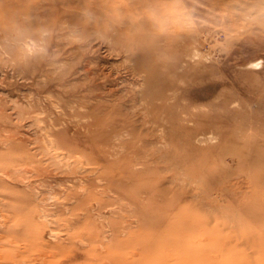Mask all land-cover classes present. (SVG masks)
Listing matches in <instances>:
<instances>
[{
	"label": "rangeland",
	"instance_id": "374dc122",
	"mask_svg": "<svg viewBox=\"0 0 264 264\" xmlns=\"http://www.w3.org/2000/svg\"><path fill=\"white\" fill-rule=\"evenodd\" d=\"M263 157L264 0H0V264H264Z\"/></svg>",
	"mask_w": 264,
	"mask_h": 264
},
{
	"label": "bare ground",
	"instance_id": "6f19581e",
	"mask_svg": "<svg viewBox=\"0 0 264 264\" xmlns=\"http://www.w3.org/2000/svg\"><path fill=\"white\" fill-rule=\"evenodd\" d=\"M46 12V11H45ZM45 14V13H44ZM32 44V43H31ZM33 46V45H32ZM197 55V54H196ZM194 56V58H196L195 57V55L194 54H192V57ZM191 57V58H192ZM200 58V57H199ZM188 59H190V58H188ZM201 60V59H200ZM203 60V59H202ZM54 74V73H53ZM52 74V75H53ZM49 77V76H48ZM147 88L145 89V91L146 90H148V89H150L151 87L150 86H146ZM145 88V87H144ZM139 89V88H138ZM110 90V89H109ZM142 90H144L143 88H142ZM138 91V90H137ZM150 91H151V94H153V91H154V89H150ZM114 92V91H113ZM90 93V92H89ZM142 93H145V92H142ZM93 94V93H92ZM137 94V93H136ZM136 94L134 93V98L135 97H137L136 96ZM149 94V93H148ZM89 95V94H88ZM109 95V94H108ZM111 95V94H110ZM108 99V98H107ZM135 99H137V98H135ZM134 100V99H133ZM136 103V102H135ZM133 109V108H132ZM137 109V108H136ZM135 112H136V110H135ZM134 112V113H135ZM144 112V111H143ZM37 117V116H36ZM143 117V116H142ZM151 123V122H150ZM150 123H148L149 125H150ZM152 125V124H151ZM49 128V127H48ZM46 130V129H45ZM47 130H49V129H47ZM148 130V129H147ZM43 131V129H41V132L40 133H43L42 132ZM45 133H47L46 131H45ZM47 136V135H46ZM200 138V137H199ZM197 139V138H196ZM208 139V138H207ZM52 143V142H51ZM42 146H45V144H42ZM51 146V145H50ZM50 146H49V148H50ZM52 147V146H51ZM53 148V147H52ZM49 149V150H53L52 152H54V151H56V149ZM44 151H46V150H44ZM47 152V151H46ZM46 152H45V154H46ZM50 153V152H49ZM56 154H57V152H56ZM58 154H59V152H58ZM60 156H62V155H60ZM57 157V156H56ZM58 157H59V155H58ZM57 157V158H58ZM54 158H55V156H54ZM61 158V157H60ZM62 158H63V156H62ZM77 158H78V156H77ZM75 158L76 160H78V161H80L81 159L80 158ZM54 160V159H53ZM60 160V159H59ZM58 160V161H59ZM261 160L264 162V157L263 158H261ZM57 161V160H56ZM77 161V162H78ZM66 162V161H65ZM64 162V163H65ZM75 161H73V163H74ZM76 162V163H77ZM58 163V162H57ZM66 164H67V162H66ZM81 167V166H80ZM17 170V169H16ZM99 170V169H98ZM19 171V170H18ZM14 172V171H13ZM15 173V172H14ZM19 179V178H18ZM20 180V179H19ZM24 182H26V181H24ZM178 197H179V194H174L173 196H172V203H175V201L178 199ZM187 205H188V203H187ZM189 206V205H188ZM190 207H191V205H190ZM41 210V209H40ZM4 215V214H3ZM2 215V216H3ZM82 215V214H81ZM179 215V214H178ZM12 217V216H11ZM44 217H46V215H44ZM44 217H43V219H44ZM179 217L180 216H178V219H179ZM2 218V217H1ZM4 218V217H3ZM2 218V219H3ZM7 218V217H6ZM47 218H48V216H47ZM46 218V219H47ZM181 218V217H180ZM45 219V220H46ZM48 220V219H47ZM99 220V219H98ZM97 220V221H98ZM2 221H4V220H2ZM189 224H191V223H189ZM54 225H55V223H54ZM98 225V224H97ZM100 225V224H99ZM192 225H194V223L192 224ZM52 227V226H51ZM2 228V227H1ZM108 229V228H107ZM103 230V229H102ZM181 231H183V232H187V228H184V229H180L179 230V232H181ZM183 232H181V233H183ZM60 233V232H59ZM37 234L39 235V234H41V233H38L37 232ZM86 234L88 235V238H90L92 241H97V239H98V236L100 235L99 234V231H97V230H95V228H90V229H87V231H86ZM56 235V234H55ZM61 235V234H60ZM63 235V234H62ZM73 235L75 236V234L73 233ZM188 236H190L189 234H187ZM41 235H39V237H40ZM44 237H46L45 238V241L46 242H44V240L43 241H41V242H43V244L46 246V247H48L50 250L51 249H61V250H63L62 248H61V243H55L54 241H52V239H55L56 237H58V236H54V232H52V230H50L48 233H46V236L44 235ZM2 238V237H1ZM87 238V237H86ZM106 239V237L105 236H103V239ZM104 239V240H105ZM188 239V238H187ZM191 240H192V238H190ZM189 239V240H190ZM8 240V239H7ZM10 240V239H9ZM56 240V239H55ZM195 240V239H194ZM198 240V239H197ZM197 240H195V241H193L192 243H189L188 241H186L185 240V242H184V240H183V242L181 241V242H179V243H177L176 244V248H179V250H180V252L181 253H183V254H187V258H190V257H188V255H197V254H202V252H203V248H200L199 246H198V244L200 245V241H197ZM80 241L81 240H78V241H76V246L81 250L82 249V247H83V245L82 244H84V243H80ZM166 241V240H165ZM79 242V243H78ZM86 242V241H85ZM100 242V247L98 248V250H103L104 248H106L105 249V252L112 258V262H113V264H132V263H130V262H128V261H126V260H124V258H123V254H122V252H121V249H120V247H119V245L117 244V245H113L112 243H104L102 240H100L99 241ZM10 243V242H9ZM24 244H26V243H24ZM23 244V245H24ZM22 245V244H21ZM44 247V246H43ZM23 250V249H22ZM27 250V249H26ZM67 251V250H66ZM90 251V250H89ZM88 251V252H89ZM24 252V251H23ZM51 252H53V250L51 251ZM91 252V251H90ZM49 253V252H48ZM92 253V252H91ZM137 253V252H136ZM204 253V252H203ZM18 254V253H17ZM205 254V253H204ZM37 255V254H36ZM42 255V254H41ZM66 255V254H65ZM75 255H76V253H73L71 256L72 257H75ZM6 256V255H5ZM15 256V255H14ZM16 256H18V255H16ZM39 256V255H38ZM44 256H48V255H44ZM44 256H41V258L42 257H44ZM53 256V255H52ZM54 256H55V253H54ZM185 256V255H184ZM71 257V258H72ZM139 257V256H138ZM182 257V256H181ZM180 257V258H181ZM142 259H143V257H141ZM146 258V257H145ZM180 258H178V259H180ZM185 259H186V257H184ZM44 259V258H43ZM142 259H139V260H142ZM182 259V258H181ZM185 259H183V260H185ZM192 259V258H191ZM40 260V259H39ZM42 260V259H41ZM40 260V261H41ZM45 260V259H44ZM137 260V259H136ZM134 261V262H138V261ZM193 260V259H192ZM46 261V260H45ZM143 261H145L144 259L142 260V262ZM170 261V260H169ZM186 261V260H185ZM188 261V260H187ZM199 260H195L194 261V263H196V262H198ZM23 262V261H22ZM43 262V261H42ZM141 262V263H142ZM158 262H160V261H158ZM173 263V262H172ZM171 263V264H172ZM178 263V262H177ZM184 263H186V262H184ZM189 263V262H188ZM199 263V262H198ZM38 264H41V263H38ZM104 264V263H103ZM137 264H140V262L139 263H137ZM143 264V263H142ZM160 264V263H159ZM166 264V263H165ZM181 264V263H180Z\"/></svg>",
	"mask_w": 264,
	"mask_h": 264
}]
</instances>
